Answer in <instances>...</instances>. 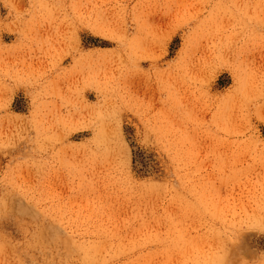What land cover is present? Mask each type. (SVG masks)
Listing matches in <instances>:
<instances>
[{
    "label": "rangeland",
    "instance_id": "rangeland-1",
    "mask_svg": "<svg viewBox=\"0 0 264 264\" xmlns=\"http://www.w3.org/2000/svg\"><path fill=\"white\" fill-rule=\"evenodd\" d=\"M0 264H264V0H0Z\"/></svg>",
    "mask_w": 264,
    "mask_h": 264
}]
</instances>
